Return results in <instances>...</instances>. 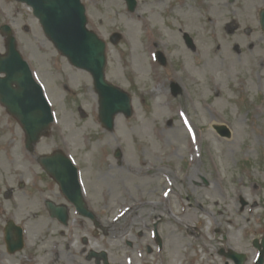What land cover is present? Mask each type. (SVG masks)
Returning <instances> with one entry per match:
<instances>
[{"label": "rangeland", "instance_id": "374dc122", "mask_svg": "<svg viewBox=\"0 0 264 264\" xmlns=\"http://www.w3.org/2000/svg\"><path fill=\"white\" fill-rule=\"evenodd\" d=\"M82 1L90 10L89 0ZM96 2L101 13L94 6L92 12L103 22L97 31L108 44L107 80L133 98L134 116L118 115L113 133L99 122L91 75L58 53L27 6L0 0V27H12L55 114L36 153L61 150L73 158L102 223L112 228L96 238L93 224L75 213L67 228L40 214H47L46 195L30 184L41 169L24 150L20 125L0 106V189H14L18 200L1 202L0 214L27 218L30 235L26 253L9 262L31 264L28 251L38 264H85L88 251L104 250L110 264H130L128 258L133 264H225L221 247L246 251L245 237L264 234V35L258 18L264 0H186L169 18L158 0H137L132 14L123 0ZM0 50L5 52L1 35ZM157 50L167 68L154 60ZM176 83L178 97L172 95ZM216 126H226L231 137H220ZM21 181L24 191L18 189ZM134 204H146L142 210L152 220L164 219L166 258L125 244L130 230L116 224L117 209ZM171 245L177 248L172 253Z\"/></svg>", "mask_w": 264, "mask_h": 264}, {"label": "water", "instance_id": "95a60500", "mask_svg": "<svg viewBox=\"0 0 264 264\" xmlns=\"http://www.w3.org/2000/svg\"><path fill=\"white\" fill-rule=\"evenodd\" d=\"M34 9V15L40 19L46 35L57 49L77 68L87 70L94 79L100 98V116L104 125L114 128V117L124 113L131 117V97L122 90L105 81L106 45L94 33L86 29L85 9L80 0H17ZM131 5V0H128ZM133 9V7L130 6ZM264 31V10L261 19ZM2 32L8 36V54L0 55V101L23 125L27 132L28 147L32 150L53 122L42 89L34 82L32 73L16 49V40L9 27ZM222 136L229 137L226 128H217ZM42 164L54 174L65 166L62 154L52 158H43ZM66 175L75 176L76 169L69 163ZM76 178H74L75 181ZM64 190L72 194L70 187ZM77 192H80L77 189ZM105 255V254H104Z\"/></svg>", "mask_w": 264, "mask_h": 264}, {"label": "flooded vegetation", "instance_id": "af4514ba", "mask_svg": "<svg viewBox=\"0 0 264 264\" xmlns=\"http://www.w3.org/2000/svg\"><path fill=\"white\" fill-rule=\"evenodd\" d=\"M186 0H158V3L163 2L165 3V9H167L166 12H164V16H166L167 18L169 17H173V13H175L178 10V5H181L183 2H185ZM196 3H200L199 5H201L202 3H209L211 4L214 0H193ZM232 0H229V2H231ZM89 3L91 5V9H90V15H91V23L93 25L94 28L96 29H101L103 27V22L101 20H99L96 17V14L94 12H92V7L94 6L95 11H97L98 13H101L97 7L94 5L95 0H89ZM50 185V184H49ZM51 187V185H50ZM12 198V197H11ZM11 198L6 200L9 202H11ZM4 216H5V222L4 225L2 227H0V257L6 256L9 258H13L15 256H17V253L15 254H11L9 252L8 246L5 242V235H6V226L8 225V222L12 219L16 220V215L12 212H4ZM13 220V221H14ZM22 222V221H21ZM146 228H149V226H145ZM147 230V229H146ZM15 235V232H14ZM148 238V233L147 232H140L138 234V241L141 240H147ZM261 252H264V248H261ZM165 255H168L167 252H165ZM29 260H33L34 258V254H29ZM263 257H264V253H263ZM71 264L74 263V260H70ZM96 264V263H94ZM248 264H253L248 260ZM262 264H264V260L262 262Z\"/></svg>", "mask_w": 264, "mask_h": 264}, {"label": "bare ground", "instance_id": "6f19581e", "mask_svg": "<svg viewBox=\"0 0 264 264\" xmlns=\"http://www.w3.org/2000/svg\"><path fill=\"white\" fill-rule=\"evenodd\" d=\"M43 263H45V260L43 261Z\"/></svg>", "mask_w": 264, "mask_h": 264}]
</instances>
